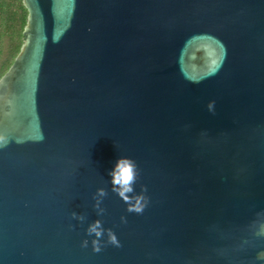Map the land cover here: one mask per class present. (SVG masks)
<instances>
[{
  "label": "water",
  "instance_id": "95a60500",
  "mask_svg": "<svg viewBox=\"0 0 264 264\" xmlns=\"http://www.w3.org/2000/svg\"><path fill=\"white\" fill-rule=\"evenodd\" d=\"M22 1L0 264H264V0ZM120 155L143 212L113 190ZM97 219L122 246L93 251Z\"/></svg>",
  "mask_w": 264,
  "mask_h": 264
},
{
  "label": "clouds",
  "instance_id": "9594fccd",
  "mask_svg": "<svg viewBox=\"0 0 264 264\" xmlns=\"http://www.w3.org/2000/svg\"><path fill=\"white\" fill-rule=\"evenodd\" d=\"M214 101L209 102V107H214ZM7 143V138L3 133H0V147H4ZM111 183L113 190L116 191L125 201L128 202L129 211L143 212L149 203V197L144 193H137L135 191V181L138 176V164L133 157L127 155H120L115 163L114 167L109 170ZM96 207L100 208V201L102 196L105 194V189H97ZM132 193V195H129ZM103 209H101L102 211ZM73 217L84 221L85 215L81 212L73 211ZM123 219L126 220V217ZM89 236L92 237V248L93 251L99 252L102 250L105 240L103 239L105 232L108 233L107 242L112 243L115 246H122V242L119 239L118 234L112 229H105L103 222L99 219L89 222L86 228ZM264 231V229H262ZM82 247H88L89 240L87 237L81 242ZM264 258V252L259 254Z\"/></svg>",
  "mask_w": 264,
  "mask_h": 264
},
{
  "label": "trees",
  "instance_id": "16d2710c",
  "mask_svg": "<svg viewBox=\"0 0 264 264\" xmlns=\"http://www.w3.org/2000/svg\"><path fill=\"white\" fill-rule=\"evenodd\" d=\"M27 13L22 0H0V77L20 50Z\"/></svg>",
  "mask_w": 264,
  "mask_h": 264
}]
</instances>
